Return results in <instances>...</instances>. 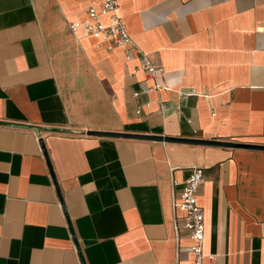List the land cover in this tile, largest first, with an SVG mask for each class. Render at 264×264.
<instances>
[{"label": "crops", "instance_id": "crops-1", "mask_svg": "<svg viewBox=\"0 0 264 264\" xmlns=\"http://www.w3.org/2000/svg\"><path fill=\"white\" fill-rule=\"evenodd\" d=\"M101 6L0 0V264H175L195 167L203 264H264V0H119L138 98L140 60L70 29Z\"/></svg>", "mask_w": 264, "mask_h": 264}, {"label": "built area", "instance_id": "built-area-1", "mask_svg": "<svg viewBox=\"0 0 264 264\" xmlns=\"http://www.w3.org/2000/svg\"><path fill=\"white\" fill-rule=\"evenodd\" d=\"M102 6L88 9V18L83 22H70L73 32L84 29L88 34L97 36L107 43L109 50L125 46L128 60L138 58L140 68L145 73L146 86L141 91L134 92V97L161 88L157 81L159 67L155 66L148 55L134 44L128 30V25L119 12V0H101ZM109 15L110 23H104L100 15ZM203 180V171L195 167L191 175L184 181L183 187L176 189L179 184L175 177L172 182V225L177 243L175 264H203L207 254L204 252L206 237L205 213L199 204V189ZM188 237L192 243L188 246L180 244L182 237ZM210 259L214 255H208Z\"/></svg>", "mask_w": 264, "mask_h": 264}, {"label": "water", "instance_id": "water-1", "mask_svg": "<svg viewBox=\"0 0 264 264\" xmlns=\"http://www.w3.org/2000/svg\"><path fill=\"white\" fill-rule=\"evenodd\" d=\"M92 134H103V135H107V134H111V133H100V132H91Z\"/></svg>", "mask_w": 264, "mask_h": 264}]
</instances>
